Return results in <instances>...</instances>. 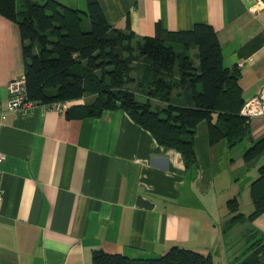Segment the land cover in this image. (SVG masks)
<instances>
[{
	"label": "crops",
	"instance_id": "obj_1",
	"mask_svg": "<svg viewBox=\"0 0 264 264\" xmlns=\"http://www.w3.org/2000/svg\"><path fill=\"white\" fill-rule=\"evenodd\" d=\"M57 1L86 8V0ZM97 1L109 26L134 39L152 37L158 28L209 24L224 66L238 72L244 101L264 88V0ZM23 73L18 26L0 15L3 107L7 83ZM92 99L66 101L61 111L32 100L27 113H6L0 127V264H89L95 251L140 262L174 245L229 264L246 242L235 249L227 236L242 222L226 230L231 214L224 204L236 197L241 213L253 210L249 185L264 151L249 161L243 153L264 136V116L248 118V135L233 146L225 139L210 143L206 121L198 122L197 166L186 168L179 151L158 144L124 110L83 113L79 107ZM245 203L252 206L247 214ZM246 221V229L264 236V212Z\"/></svg>",
	"mask_w": 264,
	"mask_h": 264
},
{
	"label": "trees",
	"instance_id": "obj_2",
	"mask_svg": "<svg viewBox=\"0 0 264 264\" xmlns=\"http://www.w3.org/2000/svg\"><path fill=\"white\" fill-rule=\"evenodd\" d=\"M0 0V15L14 21L22 39L25 91L39 104L91 97L79 107L99 115L122 109L148 130L158 144L181 153L186 168L196 167L194 130L204 120L210 143L225 139L229 146L248 135V118L236 68L223 64L222 48L209 24L191 30L163 31L133 38L109 26L97 0L71 8L57 0L38 4ZM82 15L90 30H82ZM134 40V42L132 41ZM195 49L194 66L190 50ZM264 151V136L244 151L249 161ZM250 183L253 210L239 211L236 197L227 201L230 217L224 228L253 220L264 212V162ZM245 248L229 264H264V236L242 232ZM89 264H214L211 255L174 245L159 257L132 262L118 253L95 251Z\"/></svg>",
	"mask_w": 264,
	"mask_h": 264
},
{
	"label": "built area",
	"instance_id": "obj_3",
	"mask_svg": "<svg viewBox=\"0 0 264 264\" xmlns=\"http://www.w3.org/2000/svg\"><path fill=\"white\" fill-rule=\"evenodd\" d=\"M241 66V64H239ZM7 99L5 100L6 106H2L0 100V127L6 119V113L12 111L16 114H25L30 109L34 108L35 103L28 98L25 91V79L24 76L9 81L7 83ZM64 102H52L47 103L48 108H54L55 110H63ZM240 114L251 118L254 116H264V88H262L257 94L244 101ZM3 154L0 152V165L3 162Z\"/></svg>",
	"mask_w": 264,
	"mask_h": 264
},
{
	"label": "rangeland",
	"instance_id": "obj_4",
	"mask_svg": "<svg viewBox=\"0 0 264 264\" xmlns=\"http://www.w3.org/2000/svg\"><path fill=\"white\" fill-rule=\"evenodd\" d=\"M45 0H37L36 3L38 4H42L44 3ZM22 3V0H17V5H18V9L20 8V4ZM82 30L84 31H89L90 30V23H89V20L86 16L82 15ZM195 49H191L189 52H190V56L192 58H194V53H195ZM227 205V202L224 204V206ZM227 207V206H226ZM251 204L249 203H245L242 205V208L241 210H243L246 214L249 213L251 211ZM228 212V211H227ZM246 226H248V221L246 222H242V223H238L236 225H234L233 229H231L229 232H228V235H231V240H232V243L234 245V248L235 249H239L241 247V245L243 244V237H242V231L244 229V232H248L249 229H246ZM239 253V252H238Z\"/></svg>",
	"mask_w": 264,
	"mask_h": 264
},
{
	"label": "water",
	"instance_id": "obj_5",
	"mask_svg": "<svg viewBox=\"0 0 264 264\" xmlns=\"http://www.w3.org/2000/svg\"><path fill=\"white\" fill-rule=\"evenodd\" d=\"M234 70V67L233 66H231V71H233Z\"/></svg>",
	"mask_w": 264,
	"mask_h": 264
}]
</instances>
